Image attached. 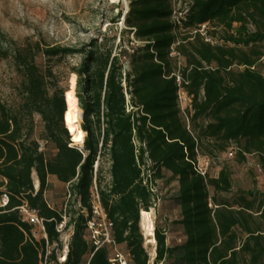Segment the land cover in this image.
Returning <instances> with one entry per match:
<instances>
[{
	"label": "trees",
	"instance_id": "obj_1",
	"mask_svg": "<svg viewBox=\"0 0 264 264\" xmlns=\"http://www.w3.org/2000/svg\"><path fill=\"white\" fill-rule=\"evenodd\" d=\"M172 12L171 0H131L126 30L141 41L130 47L131 52L126 48L114 52L112 44L96 38L80 47L44 39L20 42L0 27V60L16 75L15 96H0V195L9 197L7 205L0 206V264H44L47 241L61 245L56 226L66 215L64 227H73L69 251L66 260L59 262L56 247L52 248L48 261L54 264H113L112 251L118 244L126 246L129 264H264V230L251 228L240 215L253 209V200L243 193L235 195L233 203L222 195L232 189V176L226 166L218 175H210L215 156H209L205 175L193 164L203 135L213 140L218 152L227 151L232 140L241 141L240 158L256 152L264 169V75L256 69L264 51L237 47L264 41V0H192L180 18L189 28L214 22L232 28L239 23L236 33L227 37L233 46L206 41L199 31L176 46L186 59L180 72L188 81L192 119H211L198 135L183 121L177 102L170 54L176 40ZM248 22L257 30L248 31ZM40 53L44 65L37 60ZM75 54L82 55L81 62L69 71L77 76L75 93L83 111L82 147L73 143L65 124L68 75L55 70L56 64ZM122 56L129 57L130 69ZM212 62L217 65L211 66ZM234 66L243 68L234 70ZM126 91L131 95L130 110ZM36 115L42 122L39 136L35 135ZM40 139L53 143L55 153L41 149ZM106 151L111 161L109 183H104L98 158ZM149 170L155 182L177 180L173 197L179 201L180 216L176 222L185 237L169 245L166 229L156 225L153 260L140 223L141 211L153 206L154 194L141 176ZM51 175L69 184L68 193L79 201V209L70 213L49 203L45 191ZM94 181L113 223V242L98 249L87 227ZM23 203L44 218L47 238H37L34 225L23 220L18 209ZM258 211L264 218V209ZM237 226L246 232L242 240Z\"/></svg>",
	"mask_w": 264,
	"mask_h": 264
},
{
	"label": "rangeland",
	"instance_id": "obj_2",
	"mask_svg": "<svg viewBox=\"0 0 264 264\" xmlns=\"http://www.w3.org/2000/svg\"><path fill=\"white\" fill-rule=\"evenodd\" d=\"M131 0H0V27H2L11 36L18 41L23 42L27 38L44 39L52 44L72 45L80 47L85 43H89L92 39L98 41L104 40L107 45H113L114 52H119L121 49H130L141 44V41L135 39L133 33L126 30L125 16L130 9ZM172 2V16L171 20L174 22L180 19L187 10L192 0H171ZM175 11V12H174ZM239 23L233 24L232 28L218 22L207 24L208 35L211 37L213 43L221 44L223 46H233L234 43L227 40L230 34L236 33ZM196 27H175L176 40L186 41L193 39ZM247 29L250 32L256 31L257 27L252 22L247 23ZM115 37V38H114ZM187 47L190 48L188 42ZM237 47H242L243 50L249 51L251 47L264 51V41L251 43L249 46L242 44ZM130 51V50H129ZM131 52V51H130ZM82 55L75 54L66 57L61 62L55 65V70L61 74H67L68 79L66 83L69 85L70 78L73 73L69 69L72 66L78 65L81 62ZM173 70L175 72L181 71L186 65L184 56L173 58ZM38 62L44 65L45 60L42 53L38 55ZM125 67L130 69V59L128 56H122ZM216 62H212L211 66L215 67ZM243 66H234V70H241ZM256 69L261 71L264 75V56L256 64ZM15 73L13 68L5 61L0 60V96L4 98H11L15 96ZM77 78V76H76ZM66 97V93H65ZM67 104V100H66ZM179 106V105H178ZM180 108V114L187 126L193 130L195 135L201 133L210 117L204 116L195 121L192 119V108L187 104ZM79 126L83 119V111L80 108ZM65 117V116H64ZM37 125L35 128V135L39 136L42 129V122L39 115H36ZM66 124V120H65ZM67 125V124H66ZM68 127V126H67ZM71 133V132H70ZM199 151L202 155L215 156L216 163L210 167V175H218L220 168L226 166L231 171L233 186L229 192L222 193L230 198L234 203L235 195H244L248 199L253 200L254 207L246 213H241V217L248 226L253 229L264 230V218L258 210L264 209V169L259 161V154L256 152H247L245 159L240 158L237 152L242 143L239 140H232L228 143V149L234 148L233 155H229L226 151L218 152L213 147V140L206 136H201ZM72 140L75 145L83 146V141ZM41 149H45L47 153H55V145L46 140L40 139ZM230 150V149H229ZM228 150V151H229ZM100 165L104 177V183H109L111 179L110 165L111 161L109 155L103 152L100 156ZM148 164L152 161L149 159ZM99 162L94 164L95 170L98 169ZM33 178L35 189H39V181L37 183L36 171H33ZM50 186L45 191V196L52 206L58 209H67L68 212L73 213L74 210L79 209L80 203L76 197L70 196L68 193L69 184L59 181L56 176L49 177ZM158 192L156 197L159 201L156 206L150 207L149 210L153 212L154 225H158L166 229L167 244L177 245L184 240V231L180 224L176 221L180 216V204L178 199L173 197L177 188V180L168 181L165 178L157 179ZM234 209H239V205H234ZM70 213H68L70 215ZM69 216H65L67 221ZM141 230L145 239V247L148 250L151 260L156 255V241L152 242V238L148 235L142 224L141 216ZM239 240L246 236V232L236 227ZM37 238H41L44 232L38 227L33 230ZM73 227H64L63 233L60 234L61 245L63 247L66 240L71 238ZM264 233V232H263ZM264 243V236L262 237ZM121 252L128 264L130 257L128 255L126 246L118 244L112 251V256L116 252ZM244 259V258H242ZM264 260V258H263ZM243 262L241 264H245ZM264 263V261H263Z\"/></svg>",
	"mask_w": 264,
	"mask_h": 264
},
{
	"label": "built area",
	"instance_id": "obj_3",
	"mask_svg": "<svg viewBox=\"0 0 264 264\" xmlns=\"http://www.w3.org/2000/svg\"><path fill=\"white\" fill-rule=\"evenodd\" d=\"M175 12V11H174ZM186 13V11H185ZM184 16V15H183ZM174 23L179 26H183V23L180 19H177L174 21ZM207 23H203L199 26H197L194 31L202 35V37L206 41H210L213 43L211 37L208 35V30H207ZM180 40H175L170 49V54L172 56H177L181 57L183 56L180 51L176 49V46L180 43ZM132 51V49H129ZM173 74L176 77V83H177V102L178 105L184 108L187 104L191 103L192 97L188 93L185 83L188 81H184L183 76L181 75V72H173ZM126 98H127V110H130L133 108L132 104L130 103V94L126 91L125 92ZM137 144H140L138 140H135ZM230 149V150H229ZM226 152L229 155H233L234 148L230 147ZM197 155L196 159L193 162L194 167L197 172L201 173L202 175H205L208 172V168L211 163V158L208 155H202L198 149H196ZM141 176L143 177V182L148 185L149 189L152 191L154 194L153 198V206L157 205V202L159 201V197H156V194L158 192V187H157V180L156 182L152 178V173L149 170L146 173L142 172ZM2 177H0V180ZM91 191V206H92V215L90 218L87 220V227L89 230V237L93 244L95 245V249H98L102 245L106 243H112V233H111V227L113 225L112 221L107 217V214L105 212V209L101 203V197H100V192L97 187L96 181H94L93 186L90 189ZM9 202V197L6 193H3L0 195V206H5ZM18 209L22 215L23 220L28 221L34 225V227H38L40 230L44 232L43 237L47 238V234L45 232V226H44V218L41 217L38 214V210L36 208L30 207L27 203H23L18 206ZM83 211H86L85 209ZM64 223L65 220L59 224H57L56 228L57 231L63 233L64 231ZM69 242L70 239L66 240L63 247L61 250L59 249V246L55 243L53 245H50L47 241L46 243V253L44 255L43 263L44 264H54L53 262L48 261V255L51 252V249L56 247V254H57V259L59 262H64L67 258V254L69 251ZM111 261L113 264H127V260L124 259V255L121 252H116L114 255L111 257Z\"/></svg>",
	"mask_w": 264,
	"mask_h": 264
},
{
	"label": "bare ground",
	"instance_id": "obj_4",
	"mask_svg": "<svg viewBox=\"0 0 264 264\" xmlns=\"http://www.w3.org/2000/svg\"><path fill=\"white\" fill-rule=\"evenodd\" d=\"M76 87V74L73 73L70 78V87L66 91V100H67V110L65 112V120L66 124L69 128V131L73 135L74 140L83 141L85 132L79 126L80 121V107L78 105V98L75 93ZM38 183V180H37ZM142 224L144 229L147 231L148 235L152 238L150 239L152 242H155L156 239L154 237V216L151 210H142Z\"/></svg>",
	"mask_w": 264,
	"mask_h": 264
},
{
	"label": "water",
	"instance_id": "obj_5",
	"mask_svg": "<svg viewBox=\"0 0 264 264\" xmlns=\"http://www.w3.org/2000/svg\"><path fill=\"white\" fill-rule=\"evenodd\" d=\"M69 87H70V82H69ZM69 129V128H68Z\"/></svg>",
	"mask_w": 264,
	"mask_h": 264
},
{
	"label": "crops",
	"instance_id": "obj_6",
	"mask_svg": "<svg viewBox=\"0 0 264 264\" xmlns=\"http://www.w3.org/2000/svg\"><path fill=\"white\" fill-rule=\"evenodd\" d=\"M38 180V179H37ZM39 181V180H38ZM38 190V189H37Z\"/></svg>",
	"mask_w": 264,
	"mask_h": 264
}]
</instances>
